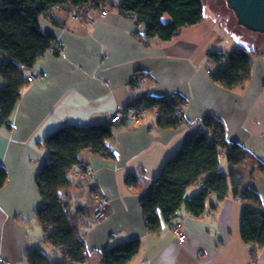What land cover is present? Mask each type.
I'll return each mask as SVG.
<instances>
[{"label": "crops", "instance_id": "crops-1", "mask_svg": "<svg viewBox=\"0 0 264 264\" xmlns=\"http://www.w3.org/2000/svg\"><path fill=\"white\" fill-rule=\"evenodd\" d=\"M107 10L92 20L56 7L52 14L59 24L40 18L42 29L52 33L62 49L60 54L46 51L28 71L44 79L28 82L8 122L0 126V162L8 172L0 189V264H28L26 253L43 247L44 232L36 211L43 203L37 177L48 156L43 143L46 136L67 124L104 122L146 93L183 95L185 122L164 129L156 124L153 113L138 120L125 119L115 124L108 141L114 158L82 152L88 173L73 192V207L86 213L84 239L90 264H103L102 253L108 247L131 238H140L141 246L130 264H260L264 248L254 262L250 246L241 237L243 204L239 199L230 196L213 207L216 196L211 195L201 217L182 208L176 219L186 231L183 243L167 222L160 232H148L140 199L150 192L165 162L204 129V118L211 114L222 118L230 142L240 143L264 164V42L260 49L251 50L254 62L247 86L226 90L212 81L205 61L213 46L196 56L213 33L220 37L206 13L201 23L184 27L170 42H161L146 40L145 26L117 7ZM137 72L144 75L135 80ZM220 165L226 173L240 168L225 156ZM242 171L249 180L251 166ZM254 173L257 178L252 187L264 203V171L256 166ZM129 174L137 175L138 186L126 183ZM200 189L199 185L193 191L189 187L186 197ZM97 192L110 197L107 215L100 220L92 215Z\"/></svg>", "mask_w": 264, "mask_h": 264}, {"label": "trees", "instance_id": "trees-1", "mask_svg": "<svg viewBox=\"0 0 264 264\" xmlns=\"http://www.w3.org/2000/svg\"><path fill=\"white\" fill-rule=\"evenodd\" d=\"M111 5L136 23L143 24L146 40L170 42L184 27L205 20V0H121L118 4L111 0H0V75L4 81L0 87V126L8 122L21 99L28 84V71L37 60L48 50L56 54L61 52L62 45L52 33L42 29L40 18L46 17L59 24L52 14L56 7L88 18L92 12ZM252 52L244 48L228 53L209 51L207 55L212 63L207 65L212 81L226 90L244 89L252 78ZM211 65L215 67L212 69ZM142 75L143 72H137L135 80ZM186 105L187 100L180 93H146L119 112L126 114L132 109L142 116L155 112L159 127L173 129L185 122ZM119 123L106 119L88 126L67 124L44 139L48 156L37 177L43 203L36 216L43 228L44 243L55 247L61 258L54 260L42 248H33L26 253L28 264H90L91 256L84 239L88 226L84 219L86 213L84 209L73 207V192L82 182L77 173L88 171L80 155L90 150L104 158H114L108 141L114 135L115 124ZM203 127L165 162L150 192L141 197L146 228L150 233H158L163 222L173 225L182 208L201 217L211 195L216 196V201L211 202L213 207L232 196L243 204L241 237L250 246L251 260L255 262L264 248V203L252 187V181L257 178L256 166L264 171V164L240 143L227 139L225 123L219 116H206ZM222 155L231 165L240 168L224 172L220 168ZM249 166L251 173L247 180L242 168ZM7 179L8 172L0 162V189ZM126 183L138 186L137 175L129 174ZM197 185L200 191L187 198L188 188ZM140 246V238L113 244L102 253L103 264H130Z\"/></svg>", "mask_w": 264, "mask_h": 264}, {"label": "water", "instance_id": "water-1", "mask_svg": "<svg viewBox=\"0 0 264 264\" xmlns=\"http://www.w3.org/2000/svg\"><path fill=\"white\" fill-rule=\"evenodd\" d=\"M239 43L257 50L264 42V0H208Z\"/></svg>", "mask_w": 264, "mask_h": 264}, {"label": "rangeland", "instance_id": "rangeland-1", "mask_svg": "<svg viewBox=\"0 0 264 264\" xmlns=\"http://www.w3.org/2000/svg\"><path fill=\"white\" fill-rule=\"evenodd\" d=\"M205 13H206V18L208 20V23L212 26H215V29L217 32H219L220 37H216V34L213 33L207 40L206 42H204L201 46H200V52H197V55H201L202 52H204V48H208V47H212V49H209L206 52V58L205 61L209 64L212 63V60L209 59L208 57V52L209 51H213V50H217V51H221V52H225L228 53L229 51L236 49V48H244L246 50L251 51L253 48H251L250 46H246L243 43H239L237 42V40L233 37V35L230 33V31L224 26H221L224 22L222 21V17L220 16V14L214 9L213 6L209 5L207 2H205ZM166 20L168 18V16L165 17ZM217 46V47H215ZM252 55L254 56V52H252ZM215 66L211 65V68L213 69ZM155 115V112L153 113ZM144 116V115H143ZM141 116V118L143 117ZM82 155V153H81ZM80 155V157L82 158V156ZM224 157V155L221 156ZM220 168L222 169V166L220 165ZM223 170V169H222ZM87 174V173H86ZM83 179H85V176L82 177ZM196 186H192L190 187L191 191H193L195 189ZM189 190V188H188ZM96 195L98 194L95 193ZM95 195V196H96ZM81 206L77 205L76 207L79 208ZM94 209V207H93ZM108 212V207L106 209V215ZM45 248L44 251L47 252V254L49 255L50 258L54 259V260H58L59 258H61V254L59 253V251L53 247L50 244H46L43 243V247ZM58 253V254H56ZM260 264H264V256L262 258V261L260 262Z\"/></svg>", "mask_w": 264, "mask_h": 264}, {"label": "built area", "instance_id": "built-area-1", "mask_svg": "<svg viewBox=\"0 0 264 264\" xmlns=\"http://www.w3.org/2000/svg\"><path fill=\"white\" fill-rule=\"evenodd\" d=\"M108 13L107 7L104 8L101 11H96L94 14L92 13L90 16V19L97 20L99 17L104 16ZM72 16L78 17V14L71 13ZM35 79H44V76L42 74H35L34 72H30L27 75V81L32 82ZM142 115L136 114L135 110H128L126 114H122L119 111H116L108 116L107 120H110L112 123H119L123 122L125 119H133L138 120L141 118ZM88 172L79 171L77 173V177L79 179H83L82 177L85 176V174ZM110 204V197L105 193H98L93 200V211L92 215L95 219L100 220L103 219L106 216V209ZM173 229L178 237V240L183 243L187 239L186 231L184 229V226L182 222L178 219H176L173 223Z\"/></svg>", "mask_w": 264, "mask_h": 264}]
</instances>
